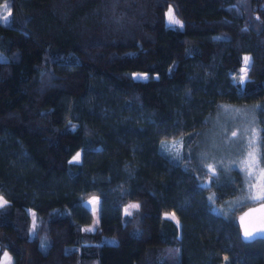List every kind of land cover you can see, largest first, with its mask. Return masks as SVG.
I'll use <instances>...</instances> for the list:
<instances>
[{"label":"trees","instance_id":"trees-1","mask_svg":"<svg viewBox=\"0 0 264 264\" xmlns=\"http://www.w3.org/2000/svg\"><path fill=\"white\" fill-rule=\"evenodd\" d=\"M2 2L0 260L264 264V238L239 233L249 204L225 207L240 171L195 151L224 103L254 107L264 146V0ZM179 136L173 160L158 144Z\"/></svg>","mask_w":264,"mask_h":264},{"label":"rangeland","instance_id":"rangeland-1","mask_svg":"<svg viewBox=\"0 0 264 264\" xmlns=\"http://www.w3.org/2000/svg\"><path fill=\"white\" fill-rule=\"evenodd\" d=\"M5 4H7V7H5ZM9 8L8 3L2 2L0 4V17L7 16ZM169 8L165 12V22L167 24H169L167 17ZM174 18L177 19L175 15ZM245 57L249 58V55L245 54ZM246 70L247 65L243 61L241 77H245ZM132 74L140 78L148 76L145 72H133ZM183 143L184 137L179 136L160 141L158 147L168 158L177 160L182 157ZM195 151L197 157L211 171H214L217 167L236 168L240 171L243 179L242 190L236 197H232L226 202V209L235 205L242 204L244 206L256 202L250 199V190L253 184H264V180L261 179L262 170H264V146L262 147L259 142V127L252 105L221 104L200 131ZM78 154L80 158V153L77 152L72 159L77 157ZM253 157L256 158L255 161ZM79 158L75 160H79ZM250 166L251 175H249ZM4 201L6 199L0 195V204H3ZM85 203L93 211L94 217L91 223L84 225V228L93 230L97 222L98 199L92 196L86 199ZM133 206L134 204L127 203L124 205L123 210L129 211ZM163 215L172 218L177 223L172 212L166 211L163 212ZM5 253L10 258V264H13L12 255L8 250L3 252L0 264L5 262Z\"/></svg>","mask_w":264,"mask_h":264},{"label":"water","instance_id":"water-1","mask_svg":"<svg viewBox=\"0 0 264 264\" xmlns=\"http://www.w3.org/2000/svg\"><path fill=\"white\" fill-rule=\"evenodd\" d=\"M261 204H264V199L247 205L237 215L239 233L244 240L264 238V212L253 211Z\"/></svg>","mask_w":264,"mask_h":264},{"label":"snow or ice","instance_id":"snow-or-ice-1","mask_svg":"<svg viewBox=\"0 0 264 264\" xmlns=\"http://www.w3.org/2000/svg\"><path fill=\"white\" fill-rule=\"evenodd\" d=\"M5 7H7V4H5ZM10 16H11V9H8V15L4 16V17H0V23H10ZM167 17H168V23L172 26H181L182 24L179 20L174 18L173 15V10L171 8H169V11L167 13ZM245 64L247 65L249 63V58L245 57L244 58ZM246 75V72H245ZM243 78L241 80V83H243ZM233 135H235V133H233ZM79 158V154L77 155V157H74V159H78ZM253 160L255 161L256 158L253 157ZM249 175H251V166L249 167ZM261 179L264 180V170H262V174H261ZM251 195H250V199H252L253 201H259L262 198H264V184H253L251 185ZM7 201H4L3 204H6ZM3 204H0V207H3ZM253 211H261L264 212V204L260 205L259 209H254ZM246 235H249V233H246ZM5 262L4 264H10V258L7 257V253H5Z\"/></svg>","mask_w":264,"mask_h":264}]
</instances>
